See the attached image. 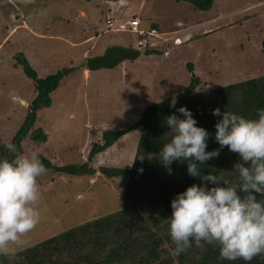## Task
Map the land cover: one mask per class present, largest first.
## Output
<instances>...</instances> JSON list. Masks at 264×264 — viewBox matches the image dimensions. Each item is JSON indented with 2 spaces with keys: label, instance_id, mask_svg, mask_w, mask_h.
Masks as SVG:
<instances>
[{
  "label": "rangeland",
  "instance_id": "374dc122",
  "mask_svg": "<svg viewBox=\"0 0 264 264\" xmlns=\"http://www.w3.org/2000/svg\"><path fill=\"white\" fill-rule=\"evenodd\" d=\"M212 1L211 8L200 10L183 0H0V144L15 134L35 96L18 54L38 77L63 71L51 105L37 112L34 124L46 133V141L25 137L20 153L36 151L39 159L44 156L57 165L86 161L104 129L132 124L147 105L182 91L193 76L199 79V91L264 75V0ZM112 9L121 14L114 19L138 16L143 29L157 26L160 37L105 31ZM219 13L223 18L209 24L210 31L195 29L180 44L172 39L157 44L177 22L192 27ZM109 45L136 47L140 55L110 69L88 70L86 58ZM150 49L156 50L145 52ZM138 136L139 129L129 131L88 162L96 169L129 165ZM46 169L37 178L39 222L15 251L120 206L126 178Z\"/></svg>",
  "mask_w": 264,
  "mask_h": 264
},
{
  "label": "trees",
  "instance_id": "16d2710c",
  "mask_svg": "<svg viewBox=\"0 0 264 264\" xmlns=\"http://www.w3.org/2000/svg\"><path fill=\"white\" fill-rule=\"evenodd\" d=\"M183 1L203 10L210 8L212 4V0ZM17 62L22 64L24 73L33 80L35 88V96L28 105L24 120L9 140L16 146V154H20L21 142L25 137L35 142L46 141V133L34 124L37 112L51 105V92L58 88L63 71L38 77L23 55L18 54ZM198 84L199 79L193 76L190 85L182 91L147 105L132 124L119 129H104L100 140L93 143L86 161L82 163L57 165L41 156L40 161L45 168L62 174L79 176L99 172L108 179L126 178L120 206L111 213L19 249L11 257L0 255V264H264V254L257 255L248 262L241 259L222 260L216 244H205L201 248L193 242L179 256L170 255L169 250L174 247L168 234L170 201L193 183L199 185L204 182L199 177L187 174L185 162L174 161L170 165V174L160 162L159 150L170 139L167 135L169 128L165 124L166 118L173 114L183 118L176 112V108L184 106L189 109L197 126L209 132L206 151H211L219 148L213 137L214 125L219 117L212 115V109L220 108L221 112L231 111L255 119L257 109L264 108V75L196 91ZM173 97L176 99V106L170 107ZM134 129H139V136L129 165H103L96 169L88 162ZM5 143L0 144V158L11 160L15 154L8 152L4 147ZM238 159V155L225 146L220 148L217 157L200 166L201 171H211L224 180L235 182L238 176L232 171ZM257 198L259 199L258 194Z\"/></svg>",
  "mask_w": 264,
  "mask_h": 264
},
{
  "label": "clouds",
  "instance_id": "9594fccd",
  "mask_svg": "<svg viewBox=\"0 0 264 264\" xmlns=\"http://www.w3.org/2000/svg\"><path fill=\"white\" fill-rule=\"evenodd\" d=\"M139 22L143 29L140 18ZM149 29L138 35L153 36L147 33ZM156 32L154 36L160 37L157 29ZM175 39L174 43L180 42ZM140 41L139 45L146 43L145 39ZM169 106H176L175 97ZM176 112L183 118L175 114L166 118L170 139L160 148L158 158L169 174L174 161L185 162L187 174L204 183H193L170 201L168 234L174 245L170 255L179 256L193 242L201 248L205 244L218 245L222 260L248 262L264 254V108L257 109L255 119L212 109V115L219 117L213 133L219 148L211 151H206L209 132L197 126L191 111L180 106ZM225 146L239 157L232 171L238 176L235 182L201 171L200 166L217 157ZM4 147L15 155L11 160L0 158V255L11 257L14 246L22 245V237L39 222L37 178L47 169L36 151L16 154V146L10 141Z\"/></svg>",
  "mask_w": 264,
  "mask_h": 264
},
{
  "label": "water",
  "instance_id": "95a60500",
  "mask_svg": "<svg viewBox=\"0 0 264 264\" xmlns=\"http://www.w3.org/2000/svg\"><path fill=\"white\" fill-rule=\"evenodd\" d=\"M139 55L140 50L136 47L109 45L100 55L86 58L85 65L90 71L103 68L110 69L118 65L121 61L131 59L133 60ZM68 70H65L64 73H66Z\"/></svg>",
  "mask_w": 264,
  "mask_h": 264
},
{
  "label": "crops",
  "instance_id": "0c3cea01",
  "mask_svg": "<svg viewBox=\"0 0 264 264\" xmlns=\"http://www.w3.org/2000/svg\"><path fill=\"white\" fill-rule=\"evenodd\" d=\"M212 3H213V1H212ZM210 8H211V6H210ZM204 10H207V9H204ZM80 12H82V11H80ZM112 12H113V15L109 12L110 15H108V17H112L113 16L112 18H118L121 15L120 12H119V9H118V11H117V9H114V10L112 9ZM219 15H220V13H219ZM226 17L227 16H224V18H226ZM222 18L223 17L221 15L220 16H216V17L213 16L212 18H209V19H207V17L201 18L200 20H198L194 24L195 26L187 27V28H186V24L183 25L182 27H180L181 22H177L175 24L177 26V28H174L172 31H170V33L165 34V35H163V33H162V37L159 40V42L163 43V42L169 41L170 39H172V42H173L174 38H178L181 41V43H182L183 42L182 40H185L186 41L188 38H190L192 36V32L195 29H202L203 28L202 32H208L211 29V27H208V25L209 24H214V23H216V25H217V23H219V21ZM204 27H206V28H204ZM92 37L93 36L91 35L88 38H92ZM174 44H176V43H174Z\"/></svg>",
  "mask_w": 264,
  "mask_h": 264
},
{
  "label": "built area",
  "instance_id": "2783aa9c",
  "mask_svg": "<svg viewBox=\"0 0 264 264\" xmlns=\"http://www.w3.org/2000/svg\"><path fill=\"white\" fill-rule=\"evenodd\" d=\"M105 25L107 26V30H128L131 32H137L141 35L145 34V31L139 28L140 22L138 17H130L125 20L107 18L105 20ZM147 33L153 36L157 34L155 28H150ZM175 41H178V38H176Z\"/></svg>",
  "mask_w": 264,
  "mask_h": 264
}]
</instances>
